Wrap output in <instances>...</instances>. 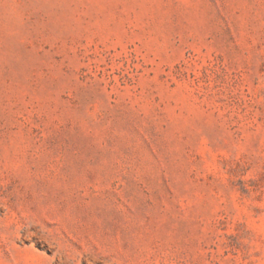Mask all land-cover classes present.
<instances>
[{
  "label": "rangeland",
  "instance_id": "rangeland-1",
  "mask_svg": "<svg viewBox=\"0 0 264 264\" xmlns=\"http://www.w3.org/2000/svg\"><path fill=\"white\" fill-rule=\"evenodd\" d=\"M0 264H264V0H0Z\"/></svg>",
  "mask_w": 264,
  "mask_h": 264
}]
</instances>
